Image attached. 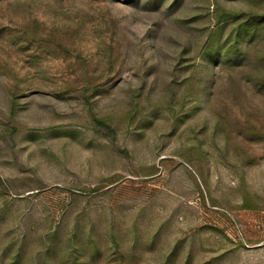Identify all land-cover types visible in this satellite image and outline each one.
Here are the masks:
<instances>
[{
    "label": "rangeland",
    "instance_id": "obj_1",
    "mask_svg": "<svg viewBox=\"0 0 264 264\" xmlns=\"http://www.w3.org/2000/svg\"><path fill=\"white\" fill-rule=\"evenodd\" d=\"M0 264H264V0H0Z\"/></svg>",
    "mask_w": 264,
    "mask_h": 264
}]
</instances>
